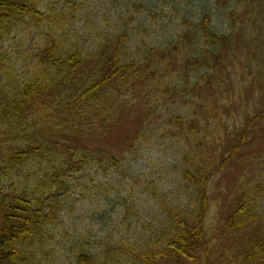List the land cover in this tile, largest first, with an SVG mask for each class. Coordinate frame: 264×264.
<instances>
[{
  "label": "trees",
  "instance_id": "obj_1",
  "mask_svg": "<svg viewBox=\"0 0 264 264\" xmlns=\"http://www.w3.org/2000/svg\"><path fill=\"white\" fill-rule=\"evenodd\" d=\"M44 1L0 0V264H264V152L225 179L264 137V0ZM140 105L134 171L91 141Z\"/></svg>",
  "mask_w": 264,
  "mask_h": 264
},
{
  "label": "rangeland",
  "instance_id": "obj_2",
  "mask_svg": "<svg viewBox=\"0 0 264 264\" xmlns=\"http://www.w3.org/2000/svg\"><path fill=\"white\" fill-rule=\"evenodd\" d=\"M47 2L48 0L44 1L43 3L44 6L46 5ZM240 47H241V44L239 42L237 44V50H239ZM172 67L176 69L177 65L173 64ZM227 94L230 97L232 95L233 96L235 95V91L232 86V81L227 86ZM232 99L234 100V98ZM236 104L237 105L236 107H234V109L238 110L239 109L238 101L236 102ZM140 106L141 107H138L131 114L125 115L121 119V121H117L113 126H111L112 131L106 137H100L99 139H97V141H91V142H94L91 144L98 145L102 148L107 149L111 153L117 155V157L123 159L125 162L132 161L129 165V168H131L134 171L144 168L146 164L148 163V160L154 159V156L150 152H146V153L143 152L141 154L134 152V148L131 147L133 146L134 143H130L127 140V138L129 137H133V135L136 133V131L139 129V127L141 126L143 122V117H142L141 112L143 111L144 107L142 105ZM263 130H264V125L256 129V134L261 133ZM252 139H255V140L249 143L246 151H244L240 155H237L236 160L232 163V164L235 163L234 164L235 167L231 168L227 172V174L225 175L226 180L228 179L235 180L243 171V167L258 168V166L254 162L247 163L246 160H248L249 157L254 154L259 156L261 152H264V137L262 135L261 139H258V140H256L257 138H252ZM176 154H177V151L173 152V154L169 158H165V160L163 161V166H165V168H169V165L172 164V162L174 161V155ZM239 158L242 161H238ZM236 163L238 164L237 166H236ZM165 174L167 176L166 172ZM140 204L143 205L142 203ZM104 205H105V209L109 208V206H107L105 203ZM93 208L96 211L95 207ZM81 211H83V213L86 214L87 209L83 207ZM111 220H112V224H117V221L114 219V217Z\"/></svg>",
  "mask_w": 264,
  "mask_h": 264
}]
</instances>
